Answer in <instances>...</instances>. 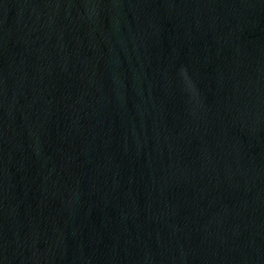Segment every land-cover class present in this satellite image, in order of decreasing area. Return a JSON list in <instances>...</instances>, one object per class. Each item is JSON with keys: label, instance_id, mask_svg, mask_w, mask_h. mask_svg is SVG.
Wrapping results in <instances>:
<instances>
[{"label": "water", "instance_id": "95a60500", "mask_svg": "<svg viewBox=\"0 0 264 264\" xmlns=\"http://www.w3.org/2000/svg\"><path fill=\"white\" fill-rule=\"evenodd\" d=\"M0 264H264V0H0Z\"/></svg>", "mask_w": 264, "mask_h": 264}]
</instances>
